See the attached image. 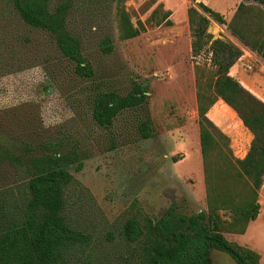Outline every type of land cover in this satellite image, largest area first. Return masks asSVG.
I'll list each match as a JSON object with an SVG mask.
<instances>
[{
    "label": "rangeland",
    "instance_id": "374dc122",
    "mask_svg": "<svg viewBox=\"0 0 264 264\" xmlns=\"http://www.w3.org/2000/svg\"><path fill=\"white\" fill-rule=\"evenodd\" d=\"M199 2L224 15L227 24L211 19L209 31L243 49L231 74L264 101V59L228 28L240 3L260 6L255 0H75L67 29L92 63L93 78L73 74L47 32L25 28L11 14L6 24L0 19V192L23 206L26 182L40 164L70 170L74 182L66 191L65 214L90 237L80 264H139L138 244L124 237L130 218L145 223L171 208L185 215L207 211L195 66L208 56L193 57L188 18ZM161 3L172 12V24L147 23ZM120 8L135 25L145 22L146 30L121 40ZM106 38L114 47L110 54L101 48ZM136 86L141 103L123 110L113 126L93 120L96 90L127 95ZM209 113L230 137L235 157H245L253 134L235 110L219 99ZM142 121L152 129L149 139L140 134ZM259 194L264 213V184ZM262 217L252 238L264 249ZM211 256L213 264H238L217 249Z\"/></svg>",
    "mask_w": 264,
    "mask_h": 264
},
{
    "label": "trees",
    "instance_id": "16d2710c",
    "mask_svg": "<svg viewBox=\"0 0 264 264\" xmlns=\"http://www.w3.org/2000/svg\"><path fill=\"white\" fill-rule=\"evenodd\" d=\"M255 1L260 6L240 3L228 28L243 45L264 59V0ZM74 3L75 0L57 4L52 0H0V19L6 24L4 17L11 14L25 28L47 32L62 57L72 63V73L93 78L92 63L85 57L78 38L67 29V14ZM171 14L161 3L147 23L171 25ZM117 16L121 40L134 38L147 28L141 20L135 25L126 9L120 8ZM188 18L193 57L205 54L209 60L195 66L207 211L185 215L171 208L159 219L147 217L145 223L130 218L124 226V237L138 244L139 264H213L214 249L228 253L238 264H260L258 251L229 239L227 234H245L261 211L264 101L231 74L243 49L231 41L216 38L209 31L211 19L227 24L224 15L199 2L189 8ZM24 40L20 33V42ZM101 48L107 54L112 53V40L106 38ZM139 92V86L127 95L111 89L96 90L91 98L93 120L104 128L113 126L123 110L141 103ZM219 99L235 110L253 134L243 158L235 157L230 137L208 115ZM139 131L142 138L153 136L147 121L139 124ZM73 182L74 176L67 168L40 164L26 182L23 206L16 203L14 196L0 192V264L80 262L90 237L77 230L65 214L66 191Z\"/></svg>",
    "mask_w": 264,
    "mask_h": 264
},
{
    "label": "crops",
    "instance_id": "0c3cea01",
    "mask_svg": "<svg viewBox=\"0 0 264 264\" xmlns=\"http://www.w3.org/2000/svg\"><path fill=\"white\" fill-rule=\"evenodd\" d=\"M220 100H222V99H220ZM208 114H210V113H208ZM261 217L264 218V213H262L260 211V214H259L258 218L256 220L252 221L249 224L246 233L245 234H238L239 238H240V236L242 238V240L240 242L238 240V242L243 244V245H246V246H248V247H250V248H252V249H254V250L258 251V252L260 251L259 253L261 255V261H262V262L260 261V264H264V249L261 247V245L255 243L254 239L252 238V232L254 230L258 229V223L261 220Z\"/></svg>",
    "mask_w": 264,
    "mask_h": 264
}]
</instances>
